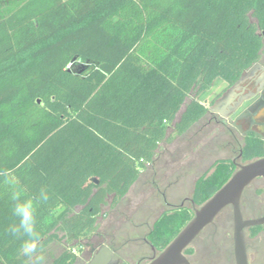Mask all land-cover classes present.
Returning <instances> with one entry per match:
<instances>
[{
    "label": "trees",
    "instance_id": "trees-1",
    "mask_svg": "<svg viewBox=\"0 0 264 264\" xmlns=\"http://www.w3.org/2000/svg\"><path fill=\"white\" fill-rule=\"evenodd\" d=\"M263 46L264 0H0L3 264H33L20 253L24 238L7 230L17 222L14 188L32 197L42 186L50 191L37 211L39 252L52 241L79 245L161 143L208 113L198 96L217 79L234 83ZM239 155L241 163L264 156L263 138L247 132ZM236 168L231 158L215 159L194 180V205ZM221 213L231 219L229 206ZM192 216L186 207L163 210L148 241L161 251ZM249 230L256 235L264 225ZM77 257L67 245L49 264Z\"/></svg>",
    "mask_w": 264,
    "mask_h": 264
},
{
    "label": "rangeland",
    "instance_id": "rangeland-1",
    "mask_svg": "<svg viewBox=\"0 0 264 264\" xmlns=\"http://www.w3.org/2000/svg\"><path fill=\"white\" fill-rule=\"evenodd\" d=\"M219 79L209 90L203 91L198 99L210 106L214 95L221 89ZM221 128L207 118L197 122L185 135L172 133L171 140L163 142L155 155V159L141 173L139 179L131 186L127 195L116 205L109 204L98 218V228L89 239L76 241H52L38 253L41 259L33 264H49L64 247L72 245L78 261L76 264H88L91 244H109L121 250L124 261L118 264L146 263L151 256V246L147 233L156 217L163 211L186 207L193 209L191 201L194 180L207 169L217 158H231L240 164L239 149L242 138L236 136L234 142L228 138H220ZM259 185L250 184L246 187L247 199L244 201L246 214L252 210L264 209V192L259 194ZM251 195V196H250ZM254 201L258 207L251 206ZM253 203V202H252ZM208 225L206 234L198 235L189 246L194 248L193 260L196 264H234L231 260L232 218L219 214ZM214 235V236H213ZM246 235V234H245ZM206 241L204 242L203 240ZM264 245V231L261 237ZM252 247L255 241L250 240ZM138 245V246H136ZM141 246L138 249L136 247ZM188 247V246H187ZM137 249V250H136ZM264 247L252 251L253 264L260 263L264 255ZM212 254L211 257L207 254ZM145 258V259H144ZM0 264H3L0 258Z\"/></svg>",
    "mask_w": 264,
    "mask_h": 264
},
{
    "label": "water",
    "instance_id": "water-1",
    "mask_svg": "<svg viewBox=\"0 0 264 264\" xmlns=\"http://www.w3.org/2000/svg\"><path fill=\"white\" fill-rule=\"evenodd\" d=\"M257 68H262L257 62L238 79L224 98L216 100L211 104L209 111H218L220 104L225 103L229 110L224 113L227 117L233 112L242 100L234 101L232 95H227L247 76L252 75ZM263 69V68H262ZM233 104V105H232ZM232 105V106H231ZM262 178L264 180V156L237 164L236 170L229 179L205 200L201 205L193 208L192 218L183 226L177 235L155 255L147 264H191L184 250L189 246L199 233L227 206L231 208L232 218V244L235 264H248L245 229L252 226L264 224V213L258 217L246 218L241 209V198L244 190L253 180ZM97 183L98 180L94 178ZM119 255L107 244L103 243L93 253L88 264H115Z\"/></svg>",
    "mask_w": 264,
    "mask_h": 264
},
{
    "label": "flooded vegetation",
    "instance_id": "flooded-vegetation-1",
    "mask_svg": "<svg viewBox=\"0 0 264 264\" xmlns=\"http://www.w3.org/2000/svg\"><path fill=\"white\" fill-rule=\"evenodd\" d=\"M257 62L260 64V66L263 69L257 68L252 75L245 77L243 81H241L234 88V90H232L227 95V97L229 95H232L234 98V101H237L238 99L242 100L241 104H239V106L233 112L229 113V115L225 117L224 113H226L229 110V107L225 106V103H222L219 105L218 111H214V112L208 111V113L202 119H200V121H202L203 119L207 118L208 122L213 121L214 123H216L221 128V134H219L218 137L228 138L234 142L236 136L243 138V136L247 132H252L260 136L264 140V46L261 51V56ZM244 72L241 74V76L238 79L244 76L245 74ZM234 83L229 85L228 83L225 82V84L221 87V89L214 95L213 99L210 102V105L213 104L216 100L224 98V96L228 92L229 87L232 86ZM239 160H240V157H239ZM258 182L260 184H263L264 180L261 178ZM246 199H247V194L245 191L243 192L242 198H241V209H242V213L244 217L246 218L258 217L264 213V209L258 210V208H256L255 210H252L250 214L247 215L245 212V208H244V201ZM252 202H251V206L255 205V207H258L257 206L258 204H255L254 201ZM210 225H212V223H210ZM206 228L207 227H205L204 229ZM249 228L250 227L245 229L246 247H247L248 264H253L251 261L252 251L259 252V250L264 247L261 241L263 231L256 235H251ZM204 229L199 233V236L207 235ZM250 240L257 242V243H254L255 244L254 247H252V243L250 242ZM101 244L98 246L91 244L90 249H89L90 259L93 257V253L101 246ZM107 245L119 255V259L116 261L115 264H118L119 261L123 262L124 257H123L121 250L113 248L108 243ZM150 246H151L150 248L151 256L147 257L146 259L144 258L147 262L146 263L140 262L137 264H147L155 255L158 254L159 251L155 249L151 243H150ZM136 248L141 249L142 247L139 246ZM230 250H231L230 252L231 260H232V263H234L233 244ZM185 255L188 257L191 264H196L193 260V254L191 255L185 254ZM259 258H260L259 260L260 263L258 264H264V255H262V257L259 256ZM77 261H78V257L76 258L73 264H76Z\"/></svg>",
    "mask_w": 264,
    "mask_h": 264
},
{
    "label": "clouds",
    "instance_id": "clouds-1",
    "mask_svg": "<svg viewBox=\"0 0 264 264\" xmlns=\"http://www.w3.org/2000/svg\"><path fill=\"white\" fill-rule=\"evenodd\" d=\"M11 201V212L16 218V223L9 225L8 231L14 236L23 237L20 253L28 261H39V242L41 234L38 231L37 211L39 205H45L51 199L47 186L38 190L36 197L25 194L22 190L13 189L9 196Z\"/></svg>",
    "mask_w": 264,
    "mask_h": 264
},
{
    "label": "crops",
    "instance_id": "crops-1",
    "mask_svg": "<svg viewBox=\"0 0 264 264\" xmlns=\"http://www.w3.org/2000/svg\"><path fill=\"white\" fill-rule=\"evenodd\" d=\"M219 83L223 86L225 84V82L221 79H219Z\"/></svg>",
    "mask_w": 264,
    "mask_h": 264
},
{
    "label": "bare ground",
    "instance_id": "bare-ground-1",
    "mask_svg": "<svg viewBox=\"0 0 264 264\" xmlns=\"http://www.w3.org/2000/svg\"><path fill=\"white\" fill-rule=\"evenodd\" d=\"M253 181H254V180H253ZM253 181H252V182H253Z\"/></svg>",
    "mask_w": 264,
    "mask_h": 264
}]
</instances>
